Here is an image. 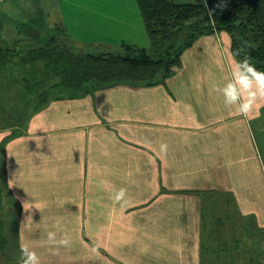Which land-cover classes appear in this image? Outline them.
<instances>
[{
  "label": "crops",
  "instance_id": "crops-1",
  "mask_svg": "<svg viewBox=\"0 0 264 264\" xmlns=\"http://www.w3.org/2000/svg\"><path fill=\"white\" fill-rule=\"evenodd\" d=\"M10 2L0 6L10 11ZM20 8L17 17L0 13V42H19V27L38 22L61 27L80 53L149 52L135 0H24ZM230 46L225 32L201 36L156 84L23 104L22 122L8 118L20 81L0 78V101H11L7 116L0 108V215L19 209V242L40 264H250L255 223L245 235L239 222L256 216L264 229V101L243 116L214 91L231 79ZM120 188L124 206L114 201ZM49 231L70 245L57 252Z\"/></svg>",
  "mask_w": 264,
  "mask_h": 264
},
{
  "label": "trees",
  "instance_id": "trees-1",
  "mask_svg": "<svg viewBox=\"0 0 264 264\" xmlns=\"http://www.w3.org/2000/svg\"><path fill=\"white\" fill-rule=\"evenodd\" d=\"M135 1L150 43L147 54L136 49L121 53H80L74 50L59 26L54 27V33L47 40H39L36 48L25 52L9 47L15 43L0 42V72L9 64L17 67L13 59L20 58L17 65L21 67V73L18 75L23 78L17 77L20 84L14 110L20 104L40 109L52 97H77L89 90L119 83L133 86L156 84L173 74L180 65L183 51L199 37L217 32L230 36V51L237 61L249 59L264 71V0ZM36 26L40 32L45 28L39 24ZM1 30L0 22V34ZM39 65L47 77L36 80ZM8 118L22 122L23 113L17 110L16 115ZM2 190L0 186L1 194ZM18 210L10 221L0 215L2 240L6 230L3 224L9 221L17 225ZM5 237L8 239L7 235Z\"/></svg>",
  "mask_w": 264,
  "mask_h": 264
},
{
  "label": "rangeland",
  "instance_id": "rangeland-1",
  "mask_svg": "<svg viewBox=\"0 0 264 264\" xmlns=\"http://www.w3.org/2000/svg\"><path fill=\"white\" fill-rule=\"evenodd\" d=\"M177 3H187V2H192V3H197L198 0H174ZM24 4V0H11L10 5H11V10L9 11L8 8L4 9L0 6V13L2 12L4 15H11L12 17H17L18 15L21 14V10ZM20 8V9H19ZM24 9V8H23ZM10 12V13H8ZM8 21V20H7ZM37 23L38 22H34V24L30 25H21L19 27V31L26 37L23 38L22 40H20L19 42H15V45H10V48H15L20 52H25L26 50L29 49H33L36 48L37 43L40 42L39 40L41 39H45L47 40V38L54 33V28H43V31L40 32V30L37 29ZM12 26V25H11ZM13 30L14 28L11 27ZM16 38H14L15 40ZM64 41V38H62ZM13 40V41H14ZM68 43V41H66ZM20 59V58H19ZM19 59H13V63L17 66H10V64L7 66L5 69H2L0 72V78H7V77H12V78H23V75H18L19 73H21L20 69L21 67L17 65ZM12 63V64H13ZM39 71L38 73L35 74L34 79L39 80L42 78L47 77L46 73H43L41 71V66L39 65ZM32 71V70H31ZM53 78V77H52ZM48 86V84H46ZM18 85H14V91L11 93L12 97L14 99V101L17 99V95L15 93H17L18 90ZM14 94L16 96H14ZM3 96H7L6 94ZM8 97V96H7ZM7 102V101H6ZM5 101H0V108L2 111L3 116H7V111H9V109H7L9 103H6ZM11 105H14L13 103H11ZM16 105V104H15ZM23 104H20V106H18V108L16 109H21ZM10 106V105H9ZM15 108V106H14ZM14 108L12 107V116L16 115V111L14 110ZM264 115V113H263ZM264 118V117H263ZM7 122V120H5ZM264 124V121L262 122ZM262 124V126H264ZM260 155L262 157V159L264 160V146L262 144L261 148H260ZM2 190V194L3 196H5V187L3 186V183H0ZM3 211H5L6 214L1 215V217L3 219L9 220L10 218H15V210L12 207L6 206L5 208H3ZM248 217L241 219L239 224L242 225V223H245V228L241 229L244 231V234L247 235L248 233V227H252L251 223H255V234L256 237L254 239V241L250 242V245L248 247V251H247V257L250 258V264H260L262 263L261 260L264 258V229L259 228L260 226L258 225V217L256 216H250L249 220L247 219ZM247 222H250V224H248ZM4 228L6 230L3 231V238L4 240H2L0 238V240H2V242L0 241V245L2 244V248L0 249V264H21V251H20V240H19V230L17 228L16 224H13L11 222H5L3 224ZM13 227H15L16 229H12ZM237 232V231H236ZM251 232H253V230H251ZM8 236V239L5 236Z\"/></svg>",
  "mask_w": 264,
  "mask_h": 264
},
{
  "label": "clouds",
  "instance_id": "clouds-1",
  "mask_svg": "<svg viewBox=\"0 0 264 264\" xmlns=\"http://www.w3.org/2000/svg\"><path fill=\"white\" fill-rule=\"evenodd\" d=\"M214 91L222 95L226 107H234L239 114L248 116L259 107L260 102L264 101V71L259 70L250 63L249 59L243 61L233 59L231 79L223 87H215ZM160 151L166 154L167 145L161 144ZM126 197L127 189L120 188L115 193L114 201L117 203L122 202V206H124L129 203ZM27 206H30V203H24L23 207ZM47 243L56 247L58 252L59 247L67 248L71 241L67 235L57 240L56 232L49 231L47 233ZM20 251L21 264H40L37 253L30 250L27 244H21Z\"/></svg>",
  "mask_w": 264,
  "mask_h": 264
}]
</instances>
